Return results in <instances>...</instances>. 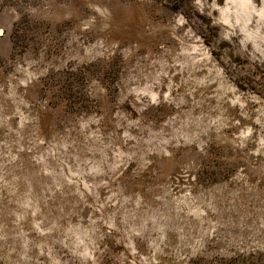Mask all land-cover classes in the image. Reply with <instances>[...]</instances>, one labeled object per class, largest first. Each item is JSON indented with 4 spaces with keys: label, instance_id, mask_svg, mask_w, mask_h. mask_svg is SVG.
Wrapping results in <instances>:
<instances>
[{
    "label": "rangeland",
    "instance_id": "1",
    "mask_svg": "<svg viewBox=\"0 0 264 264\" xmlns=\"http://www.w3.org/2000/svg\"><path fill=\"white\" fill-rule=\"evenodd\" d=\"M0 264H264V0H0Z\"/></svg>",
    "mask_w": 264,
    "mask_h": 264
},
{
    "label": "water",
    "instance_id": "2",
    "mask_svg": "<svg viewBox=\"0 0 264 264\" xmlns=\"http://www.w3.org/2000/svg\"><path fill=\"white\" fill-rule=\"evenodd\" d=\"M2 32H3V30H2V29H0V34H2Z\"/></svg>",
    "mask_w": 264,
    "mask_h": 264
}]
</instances>
